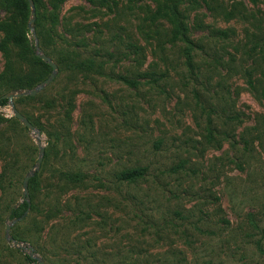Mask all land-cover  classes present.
Segmentation results:
<instances>
[{"label": "rangeland", "instance_id": "374dc122", "mask_svg": "<svg viewBox=\"0 0 264 264\" xmlns=\"http://www.w3.org/2000/svg\"><path fill=\"white\" fill-rule=\"evenodd\" d=\"M50 3L43 2L42 25L56 50L70 43L105 68L73 75L57 53L46 54L58 71L35 96L30 90L50 76L31 89L11 90L0 79V99L17 95L0 106V175L7 169L12 182L0 188V264H264V56L253 49L264 5L198 0L188 9L190 36L202 46L192 71L180 45L170 43L169 24L152 19L154 0H65L55 24ZM30 19L27 36L45 54ZM0 20L23 25L1 7ZM214 30L228 38L213 37ZM16 52L14 72L29 74ZM5 70L0 51V75ZM40 146L48 155L37 170L35 205L29 190L30 210L15 222L21 216L12 210L27 203L23 181ZM135 167L148 168L145 180L118 182ZM64 171L86 173L85 186L57 193ZM11 240L33 248L34 261Z\"/></svg>", "mask_w": 264, "mask_h": 264}, {"label": "trees", "instance_id": "16d2710c", "mask_svg": "<svg viewBox=\"0 0 264 264\" xmlns=\"http://www.w3.org/2000/svg\"><path fill=\"white\" fill-rule=\"evenodd\" d=\"M65 0H51L50 7V18L52 23L55 24L58 20L57 11L60 8V5ZM157 3V9L153 15L154 20H165L170 26V43L172 46L177 44L180 45L182 49V54L185 57V64L189 67L190 70L194 69L193 56L195 51L202 49V46L199 45L193 38L190 36V26L188 24L189 16L187 15V10H194L199 4L198 0H154ZM185 1V2H184ZM254 3L261 2L264 5V0H251ZM35 11H36V29L38 36L41 40V47L45 54L49 56H54L53 53H57L56 56L57 64L61 67H65L67 71L73 75H82L86 73L95 72L97 74H102L103 69L105 68V63L102 61L97 62L96 59L92 56L83 58L81 52L78 48L70 43H66L65 46L61 47L60 50H56L57 44L53 42V37L51 31L44 35L42 17L44 15L43 2L44 0H33ZM187 2V4H186ZM184 3V6H183ZM183 6V7H182ZM0 7L7 12H14L16 17L23 22V25H17L7 20H0V33H2V39L0 41V51L3 53L6 59V70L0 75V79L5 80L8 84L11 85L10 89H31L36 86L39 82L47 79L52 73V67L44 62L37 55V49L35 47V42H30L27 33L26 23L31 16V7L28 0H0ZM215 38H228L227 31L214 30L211 32ZM50 46V43L53 44L55 50L49 52L44 46ZM132 47V46H130ZM135 47V46H134ZM12 48L16 49V56L18 57L19 62L26 63L31 71L26 75H19L14 72L13 69V60H12ZM254 50L259 49V52L264 56V28H262L261 36H259L253 47ZM138 48L135 47L134 54H137ZM112 57V54H109ZM59 57V58H57ZM151 76V83H157L158 78L154 77V73H145L140 74V76ZM124 83L131 87H138L140 84L139 81L135 79H130L127 77H120ZM20 100V99H19ZM8 99H2L0 106L8 105ZM210 119V118H209ZM211 120H209L210 122ZM3 122V118L0 117V126ZM208 141H215L216 137L214 131L209 128L207 134ZM230 139V138H229ZM1 148V147H0ZM4 155V152L0 149V157ZM45 155L46 154L45 152ZM181 164L179 167H176L174 171L179 168H182ZM11 168V167H10ZM12 169V168H11ZM6 171L3 170V173L0 175V188L4 192L9 186L12 185V182L9 181L6 184V178H8ZM148 176V168L146 167H135L121 171L117 175L119 183L122 184H136L140 181H143ZM40 174L36 173L29 183V190L31 201L33 202V207L36 200V190L40 184ZM59 182L62 184H55L54 188L57 193H63L69 187H84L87 181V174L82 171H67L60 172L57 176ZM28 208V204L24 203L22 208L17 210H12V217H20L24 214L25 210ZM16 239H20L15 236ZM26 260L29 262L34 261L30 256H25Z\"/></svg>", "mask_w": 264, "mask_h": 264}, {"label": "water", "instance_id": "95a60500", "mask_svg": "<svg viewBox=\"0 0 264 264\" xmlns=\"http://www.w3.org/2000/svg\"><path fill=\"white\" fill-rule=\"evenodd\" d=\"M30 7H31V19H30V25L29 27L31 29H34V23L36 20V11H35V6H34V2L33 0H28ZM36 49H37V55L38 57H40L44 62H46L47 64H49L52 67V74L50 75V77L45 80L39 87H37L36 89L30 90L29 94L30 96H35L37 94V92L40 90V88H42L45 85H48L56 76L57 71H58V66L57 64L52 61L49 56H47L46 54H44L40 47L39 44L36 40ZM24 95V93H20L18 94V96ZM17 95L11 94V95H4L2 96V98L0 99V102L2 99H8L11 103L12 100L14 99V97H16ZM13 111H14V115L15 117L21 121L29 130H35V126L22 114L20 113L14 106H13ZM45 155V148L43 146H40V156L38 158V162H37V166L35 168L34 171L31 172V174H29L28 176L25 177L24 181H23V189H24V196H23V200L26 201L28 203V208L25 211V213L17 220H15V222H19L22 221L28 214L29 210H30V202H29V182L30 180L36 175L37 170L41 167L43 158ZM7 232L10 231L11 226L8 225L6 227ZM11 241H15V240H11ZM15 245L17 247H21V248H25L29 250V256L31 258H34L35 256V251L33 248L31 247H26V245L22 244V242H14ZM41 264H44L43 262H41Z\"/></svg>", "mask_w": 264, "mask_h": 264}]
</instances>
